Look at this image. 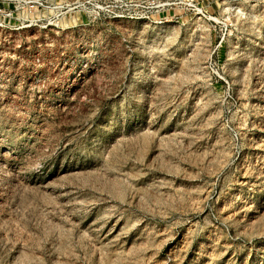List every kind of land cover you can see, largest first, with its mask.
I'll return each instance as SVG.
<instances>
[{"label": "rangeland", "instance_id": "1", "mask_svg": "<svg viewBox=\"0 0 264 264\" xmlns=\"http://www.w3.org/2000/svg\"><path fill=\"white\" fill-rule=\"evenodd\" d=\"M0 6V264H264V0Z\"/></svg>", "mask_w": 264, "mask_h": 264}, {"label": "built area", "instance_id": "2", "mask_svg": "<svg viewBox=\"0 0 264 264\" xmlns=\"http://www.w3.org/2000/svg\"><path fill=\"white\" fill-rule=\"evenodd\" d=\"M8 16H9L8 10L0 6V26H8L7 23Z\"/></svg>", "mask_w": 264, "mask_h": 264}]
</instances>
